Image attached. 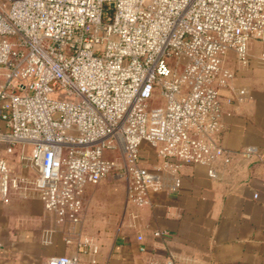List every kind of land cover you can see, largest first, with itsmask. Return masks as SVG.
<instances>
[{
  "label": "built area",
  "instance_id": "1",
  "mask_svg": "<svg viewBox=\"0 0 264 264\" xmlns=\"http://www.w3.org/2000/svg\"><path fill=\"white\" fill-rule=\"evenodd\" d=\"M253 39L264 64V0H0V196L33 192L77 222L85 186L112 173L137 205L178 192L183 165L216 177L212 162L229 161L220 90L234 78L222 59L247 64ZM18 147L30 153L15 172L4 154Z\"/></svg>",
  "mask_w": 264,
  "mask_h": 264
},
{
  "label": "crops",
  "instance_id": "2",
  "mask_svg": "<svg viewBox=\"0 0 264 264\" xmlns=\"http://www.w3.org/2000/svg\"><path fill=\"white\" fill-rule=\"evenodd\" d=\"M262 48L250 41L247 64L232 50L222 59L234 78L220 90L216 140L229 161L212 162L216 177L206 165H183L178 192H150L149 204L137 205L127 179L110 174L85 186L77 222L60 221L33 192L12 191L0 196V264H43L58 255L78 264H264ZM143 153L144 164L158 161L146 145Z\"/></svg>",
  "mask_w": 264,
  "mask_h": 264
},
{
  "label": "rangeland",
  "instance_id": "3",
  "mask_svg": "<svg viewBox=\"0 0 264 264\" xmlns=\"http://www.w3.org/2000/svg\"><path fill=\"white\" fill-rule=\"evenodd\" d=\"M1 153L4 154V152L1 151ZM30 153V150H25L24 152H21V147H18L16 151L12 154H4L7 160L10 162V165L12 169L15 172H19L21 168V160H22V154L28 155ZM30 175H32V171H29ZM114 174V173H112ZM125 178V176H124Z\"/></svg>",
  "mask_w": 264,
  "mask_h": 264
}]
</instances>
